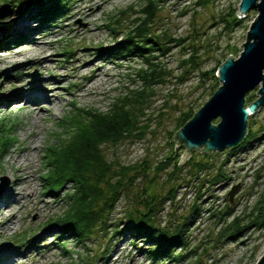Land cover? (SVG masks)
<instances>
[{"label": "rangeland", "instance_id": "374dc122", "mask_svg": "<svg viewBox=\"0 0 264 264\" xmlns=\"http://www.w3.org/2000/svg\"><path fill=\"white\" fill-rule=\"evenodd\" d=\"M8 1L0 0V5L7 4L0 16V40L23 35L25 41L21 46L6 44L0 51V122L8 128L14 123L8 136L15 138L14 145L0 155V188L6 185L1 178L9 182L0 194V206L13 201L14 192L21 195L12 209L0 213V264H11L3 262L9 255L13 264H176L151 261L139 252L147 248L140 242L144 239L120 235L126 213L143 210L140 197L145 189L158 200L167 198L156 207L154 222L159 230L171 231L194 213L185 229L187 248L175 250V255L186 256L178 264H257L264 255V227L253 223L255 207L261 202L264 206V105L248 118L247 130L252 134L240 145L242 150H192L184 160V147L177 148L172 139L182 114L198 112L221 86L216 71L229 56L239 58L256 11L238 17L241 24L229 31L222 19L238 10L240 0H159L153 32L165 33L182 45H173L165 56L155 55L153 64L163 71V80L147 91L153 95L146 105L143 132L116 147L103 148L117 164L135 168L128 176L134 181L108 215L107 232L94 227L92 235L78 242L73 232L49 226L66 210L70 186L58 193L46 192L44 152L61 133V121L75 108L105 112L121 94L142 90L145 83L138 79V71L147 70L143 59H117L116 42L141 18L148 0H69L61 23L45 30L29 18L30 8L19 6V0ZM20 1L24 5L29 0ZM193 52L199 69L184 65ZM20 88L25 94L42 93L46 99L34 97L35 104L28 108L26 100L8 104L6 100ZM257 91L246 94V106L258 99ZM173 154L183 160L181 171L175 173L172 166L158 170L160 162ZM191 160L207 169L196 173L188 164ZM18 181L23 183L20 187ZM236 187L229 203L227 194ZM261 216L264 221V213ZM236 219L239 233L231 239L222 237V230ZM116 232L119 236L113 238Z\"/></svg>", "mask_w": 264, "mask_h": 264}, {"label": "trees", "instance_id": "16d2710c", "mask_svg": "<svg viewBox=\"0 0 264 264\" xmlns=\"http://www.w3.org/2000/svg\"><path fill=\"white\" fill-rule=\"evenodd\" d=\"M68 1L29 0L21 5L22 2L19 0L16 3L19 6L30 8L27 14L29 18L36 19L38 28L45 30L58 25L59 22L61 23V19L68 9ZM7 3H13V0H9ZM160 4L159 0H148L145 7L141 9V18L135 20L133 27L128 29L124 37L116 42V46L119 48L116 53L117 59L130 56L143 59L147 70L143 71V68H140L138 71V79L145 83L142 90L140 92L128 90L125 94H121L114 100L110 109L105 112L75 108V112L71 116L65 117L59 124L61 133L58 134L56 141L45 149L43 158L45 173L42 176V181L46 192L58 193L70 186V193L66 195V210L61 216L52 220L49 226L73 232L78 237V242H84L89 235H92L91 231L94 227L101 226L105 229L104 232H107L109 228L108 215L115 209L122 191L126 186L132 185L134 181V179L130 180L128 176L130 172L135 171V168L117 164L115 159L107 157L103 148L107 145L116 147L133 136L137 138L143 132L144 127L141 124L146 114L147 102L150 99V94H152V90L150 93L147 91L154 84H159L163 80V71L159 68V70L156 69L157 65L153 64V61L157 59L155 55L165 56L172 47L182 45L174 38H167L165 33L155 34L153 32L154 23L152 21L155 11L160 9ZM6 9L7 4L0 5V16ZM224 17L226 18H223L222 21L230 29L229 31L238 27L242 22L237 16V11L234 10H231ZM107 27L113 34L116 33L115 28ZM24 41L23 35L4 38L3 41L0 40V51L6 49L4 46L6 44L21 46ZM196 56L197 53L193 52L184 62V65L190 64L192 69H199ZM148 70L150 74L146 76ZM151 71L154 72L151 74ZM11 78L15 79V76L13 75ZM182 115L177 122V131L195 114L188 112ZM10 123L8 128L3 126V121L0 122V155L15 143V138L8 136V133L14 129V123ZM251 134L252 132L249 131L243 142L251 139ZM172 135L173 139L175 134L172 133ZM10 138H14V142ZM239 149L242 150L243 148H240L239 145L230 151ZM173 155L167 158V161L160 162L157 166L158 170L163 171L172 166L175 173L180 172L182 168L179 165V156ZM188 164L196 173L207 169L206 165L194 163L193 160ZM216 177L215 181L220 175L218 174ZM172 191L175 192L174 188ZM166 199L164 197V199L158 200L153 194L150 195L146 189L143 190L140 197L143 210L126 213L124 217L126 224L120 235L127 233L131 239L136 241L144 239L140 242L147 248H142L139 252L146 253L151 261L167 260L178 264L186 256L175 255V250L177 247L180 249L187 248L188 244L184 234L185 229L190 226L194 219V213L191 216L192 220L190 218L183 219L182 224L175 226L171 231L159 230L154 222L158 212L156 207ZM254 210L256 216L253 223L264 227V221L261 218V214L264 213L263 203L261 202ZM230 213L229 211L221 214L219 220L227 217ZM240 228L237 219L233 220L222 230V237L231 239L232 236L239 233ZM113 236L116 238L119 233L116 232Z\"/></svg>", "mask_w": 264, "mask_h": 264}, {"label": "water", "instance_id": "95a60500", "mask_svg": "<svg viewBox=\"0 0 264 264\" xmlns=\"http://www.w3.org/2000/svg\"><path fill=\"white\" fill-rule=\"evenodd\" d=\"M251 10L257 14L249 26L241 55L237 60L229 56L217 69L215 77L221 86L174 135L175 146L184 147V160L192 150L209 153L236 149L248 134V118L264 105V0H240L237 16L246 17ZM255 88L258 99L246 106L245 96ZM215 119L219 123L213 125ZM182 163L180 160L179 165ZM3 181L6 185L0 188V194L9 185L6 178H1ZM236 192L237 187L227 194L229 203ZM257 264H264V255Z\"/></svg>", "mask_w": 264, "mask_h": 264}, {"label": "bare ground", "instance_id": "6f19581e", "mask_svg": "<svg viewBox=\"0 0 264 264\" xmlns=\"http://www.w3.org/2000/svg\"><path fill=\"white\" fill-rule=\"evenodd\" d=\"M38 16V15H37ZM26 32V31H25ZM23 34V33H22ZM30 43V42H29ZM34 43V42H33ZM23 53V52H22ZM23 55V54H22ZM34 62V61H33ZM44 62H46V61H44ZM101 70V69H100ZM96 76L98 77V75L96 74ZM97 77H93V79L95 80ZM23 84V83H22ZM48 87V86H47ZM42 90V89H41ZM34 91V90H33ZM23 92V90H22V88H20V89H16L15 91H14V94L11 96V98H9L8 100H6V102H8V104H10V103H12V102H18V101H21V100H26V103L24 104V106L25 107H32V105L33 104H35L34 103V97H36V98H39V99H41V100H45L46 99V96L44 95V94H40V95H34V94H25V93H22ZM35 98V99H36ZM39 102V101H38ZM18 168H21V166H17ZM22 168H24V167H22ZM22 181V180H21ZM20 181H18V183H19ZM21 184H23V183H19L18 184V186L20 187L21 186ZM13 191V190H12ZM17 191V190H16ZM13 195H14V197H13V201H11V202H8L9 204H4V203H2L1 204V206H0V213L2 212L3 213V211L4 210H7V211H9L10 209H12L11 207H12V205H14V204H17V202H16V198L19 196V195H21V194H19L18 192L17 193H13ZM12 204V205H11ZM1 215V214H0ZM8 221V223H11V221H12V219L10 220H7ZM37 240V239H36ZM7 250V249H6ZM15 251V250H14ZM2 254V253H1ZM8 255H9V253H8ZM13 256V255H12ZM4 263L5 262H9V263H11V264H13V258L9 255L7 258H6V261H3ZM2 264V263H1Z\"/></svg>", "mask_w": 264, "mask_h": 264}]
</instances>
